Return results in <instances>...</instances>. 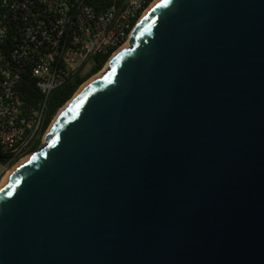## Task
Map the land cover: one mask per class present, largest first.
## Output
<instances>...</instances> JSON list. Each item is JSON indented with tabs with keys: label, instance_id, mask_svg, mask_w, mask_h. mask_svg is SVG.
<instances>
[{
	"label": "water",
	"instance_id": "obj_1",
	"mask_svg": "<svg viewBox=\"0 0 264 264\" xmlns=\"http://www.w3.org/2000/svg\"><path fill=\"white\" fill-rule=\"evenodd\" d=\"M27 159L0 264H264V0L157 1Z\"/></svg>",
	"mask_w": 264,
	"mask_h": 264
},
{
	"label": "built area",
	"instance_id": "obj_2",
	"mask_svg": "<svg viewBox=\"0 0 264 264\" xmlns=\"http://www.w3.org/2000/svg\"><path fill=\"white\" fill-rule=\"evenodd\" d=\"M156 1L108 0L98 7L99 0H0V178L45 141L69 102L44 130L53 92L85 75L93 58L109 61ZM25 78L37 93L32 103L21 89Z\"/></svg>",
	"mask_w": 264,
	"mask_h": 264
},
{
	"label": "trees",
	"instance_id": "obj_3",
	"mask_svg": "<svg viewBox=\"0 0 264 264\" xmlns=\"http://www.w3.org/2000/svg\"><path fill=\"white\" fill-rule=\"evenodd\" d=\"M105 1L107 3L108 0H99V3L95 2V6H103L105 5ZM107 61V56L93 58L90 69L85 75L76 77L62 89L53 92L48 104V118L45 121L44 130L48 127L51 121V116L73 98L74 94L85 81L99 73L104 68ZM21 89L26 100L29 103L34 102V99L37 97V93L35 91L33 81L25 78L21 83ZM39 145L40 144H36V148H38Z\"/></svg>",
	"mask_w": 264,
	"mask_h": 264
},
{
	"label": "bare ground",
	"instance_id": "obj_4",
	"mask_svg": "<svg viewBox=\"0 0 264 264\" xmlns=\"http://www.w3.org/2000/svg\"><path fill=\"white\" fill-rule=\"evenodd\" d=\"M157 1H159V0H157ZM156 1V2H157ZM156 2L153 4V6H155V4H156ZM152 6V7H153ZM151 7V8H152ZM150 8V9H151ZM149 9V10H150ZM149 10L146 12V14H145V16L144 17H146L147 16V13L149 12ZM143 17V18H144ZM129 46H130V42L128 43V44H126L122 49H127V48H129ZM121 50V49H120ZM119 50V51H120ZM113 58V57H112ZM111 58V59H112ZM111 59L109 60V62H108V65H107V67L103 70V72H101V73H99V74H97V76L95 75L94 76V78H91V79H96V78H99V77H101L106 71H107V69L109 68V64H110V61H111ZM86 86V83L79 89V91L77 92V94L74 96V98L71 100V101H69L59 112H58V114L56 115V117H55V119H54V122H56L57 120H58V118L61 116V114L63 113V111L72 103V101H74V99L76 98V96L79 94V92L84 88ZM52 125H53V123H52ZM51 125V126H52ZM46 143V138H45V141H44V144ZM28 160V159H27ZM23 162H25V161H23ZM22 162V163H23ZM21 164V163H20ZM19 165V164H18ZM18 165H16L15 167H13L11 170H9L7 173H6V175L3 177V179L1 180V182H0V191H1V189L4 187V185L8 182V180L11 178V176L13 175V173H14V171L16 170V168L18 167Z\"/></svg>",
	"mask_w": 264,
	"mask_h": 264
},
{
	"label": "rangeland",
	"instance_id": "obj_5",
	"mask_svg": "<svg viewBox=\"0 0 264 264\" xmlns=\"http://www.w3.org/2000/svg\"><path fill=\"white\" fill-rule=\"evenodd\" d=\"M108 62H109V61H108ZM106 67H107V65L104 66V68H103L99 73L103 72V70H104ZM99 73H97V74H99ZM97 74H96V76H97ZM94 76H95V75H94ZM94 76H92L91 78H94ZM91 78H90V79H91ZM90 79H88V80H90ZM88 80H87V81H88ZM87 81H85L84 83H86ZM84 83H83V84H84ZM53 123H54V121H53ZM50 127H51V126H50ZM47 133H48V132H47ZM43 144H44V142H41V143H40L41 146H42ZM10 170H11V169H10ZM5 175H6V173L3 175V177H4ZM3 177L0 178V182H1V180L3 179Z\"/></svg>",
	"mask_w": 264,
	"mask_h": 264
}]
</instances>
